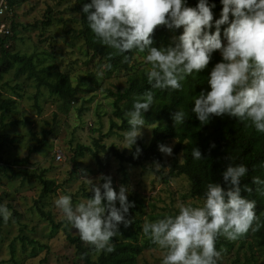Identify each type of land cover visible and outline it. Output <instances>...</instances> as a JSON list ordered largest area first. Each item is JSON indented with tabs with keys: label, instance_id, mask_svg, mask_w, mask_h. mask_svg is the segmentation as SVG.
Segmentation results:
<instances>
[{
	"label": "clouds",
	"instance_id": "1",
	"mask_svg": "<svg viewBox=\"0 0 264 264\" xmlns=\"http://www.w3.org/2000/svg\"><path fill=\"white\" fill-rule=\"evenodd\" d=\"M219 2L222 8L216 19L211 10L215 4L210 0H196L195 6H189L188 0H90L82 4L94 39L113 50L109 57L135 50L144 53L142 59L150 65L145 76L151 89L133 94L131 108L124 112L128 128L121 134L122 143L116 145L130 148L136 144L141 127L146 126L144 113L154 102L153 90H181L186 77L204 69L216 50L221 59L208 73L209 88L191 97V113L201 123L213 115L227 114L264 133V0ZM158 25L169 29L182 26V31L172 37L170 45L157 48L151 46V33ZM111 67L110 61L101 64L96 78L102 79ZM172 119L175 125L182 124L186 119L184 110L177 108ZM158 148L167 155L172 153L169 145L160 144ZM139 152L137 145L134 157ZM191 156L202 160L197 147H192ZM226 158L229 163L221 173L225 186L210 180L202 200L178 203L175 214L145 219L141 224L144 235L162 250L160 264H218L223 251L216 247L219 237L232 241L249 229H259L256 201L241 194L240 181L248 167L232 162L230 155ZM259 167L264 168V161ZM161 168L159 162H154L153 172ZM80 178L92 196L74 204L70 194H60L54 206L95 252L111 253V238L118 235L119 223L127 226L131 222L125 217L132 203L127 199L129 190L121 185L115 191L111 177L104 174L95 182L86 174ZM252 184L261 186L258 190L264 194V179L253 176ZM243 190L251 192L252 188L245 184ZM11 214L7 204L0 203V219L7 223Z\"/></svg>",
	"mask_w": 264,
	"mask_h": 264
},
{
	"label": "rangeland",
	"instance_id": "2",
	"mask_svg": "<svg viewBox=\"0 0 264 264\" xmlns=\"http://www.w3.org/2000/svg\"><path fill=\"white\" fill-rule=\"evenodd\" d=\"M75 3L76 0H27L19 5L7 4L4 12L3 21L14 29L7 41L9 50L33 55L38 67L49 66L52 73H68L77 91L76 100L63 112L56 97L44 86L36 88L33 79L25 76L15 79L12 73L3 76L1 84L7 82V85L1 88L2 95L16 97L13 93L16 92L19 97L5 120L7 126L0 131L9 137L0 154L8 162L15 157L28 156V162L12 165L11 169L0 173V203H6L12 213L7 223L0 219V264H83L65 232L79 235L61 218L53 203L60 194H70L74 204L91 197L93 193L86 190L81 175L86 174L95 182L96 177L104 174L111 177L115 191L121 185L128 188L131 213L128 211L125 217L137 220L140 227L145 219L152 221L165 214H175L178 203L201 200L190 195L186 176L169 172L174 139L165 143L171 146V155L160 151L164 162L160 163L159 172H153L152 161L132 165L111 155L106 157L103 152H99L101 163L89 153L74 156L78 143L94 148V139L105 146L114 145L127 155L134 154L137 145L139 148L140 143L146 145L152 133V125L146 124L141 127L136 144L130 148L116 145L122 143L121 134L125 130L117 127L120 122L112 116L111 98L104 90L122 88L126 75L124 71L108 69L102 79L96 78L95 73L103 62L98 58L90 60L89 55H85L82 39L77 35L80 17L74 9ZM195 4L196 0H192L190 6ZM48 16L51 24L42 28L41 21ZM181 31L182 26L170 29L160 47L170 45L172 37ZM133 62L137 68L150 67L138 55ZM86 75H91L95 81L85 78ZM113 120L117 126L112 128ZM39 140L43 144L38 151L29 153ZM177 158L181 161L180 153ZM21 169L34 174L44 171L46 177L55 181L56 190L40 200L39 180L26 176ZM82 169L85 172H81ZM38 207L51 214L58 228L53 229L47 218L40 215ZM117 232L119 238H126L120 230ZM140 232L142 237V229ZM230 243L222 246L219 260L223 264H264V255L256 252L251 255L246 241L243 247L239 246L238 238ZM161 256L162 250L151 242L139 256L138 264H160Z\"/></svg>",
	"mask_w": 264,
	"mask_h": 264
},
{
	"label": "trees",
	"instance_id": "3",
	"mask_svg": "<svg viewBox=\"0 0 264 264\" xmlns=\"http://www.w3.org/2000/svg\"><path fill=\"white\" fill-rule=\"evenodd\" d=\"M8 6H13L27 0H6ZM90 0H76L74 9L80 17V28L77 35L82 39V43L86 50L85 55H89V59L98 58L105 63L110 61L111 69L115 71H124L126 75L125 85L116 90L106 89L104 93L111 98L112 116L117 119L120 124L117 126L116 121L111 122V127L117 126L119 129L127 130L128 125L124 117V112L131 108L133 94L142 93L150 90L151 85L147 82L145 76L146 68H137L134 65L135 56H144V53H137L135 50H128L124 54H117L109 57V52L113 51L106 45L98 43L94 39V34L88 28L85 21V14L81 11L82 4L88 3ZM192 0H188V5ZM215 7L212 8L213 19L220 15L222 5L219 0H210ZM19 5V4H18ZM231 18V16H230ZM51 18L48 16L41 21V26L47 27L51 24ZM10 27L11 34L0 38V131L7 126L5 122L8 114L15 106V96H3L1 88L7 85V82L1 84L5 74L12 73L15 79L25 76L27 79H33L36 88L44 86L53 94L58 103L60 110L65 112L68 107L76 100L77 88L72 85L68 73L56 71L52 73L49 66L38 67L33 62V55L19 54L11 52L5 47L8 39L12 37L14 29ZM224 25L221 26L223 29ZM170 29L164 25H158L151 33L152 45L157 48L166 39ZM127 55V59H125ZM221 59L220 53L216 50L212 53L208 65L198 74L186 77L182 82L181 90H160L154 91V102L151 107L144 113L146 124L152 125V133L149 142L144 145L140 143V152L134 157L133 154H125L114 145L105 146L100 144L97 139L93 140L94 148L89 145L78 143L75 149V157L83 156L89 153L93 159L101 163L99 152H103L106 157L114 156L121 162H127L132 165H139L146 161L164 162L158 145L164 144L169 140H176L173 148V159L170 163V174L184 175L189 181L190 195L202 200L205 185L210 180L218 182L221 186H225L222 178V171L229 163L226 158L230 155L234 163H244L248 167L247 174L241 178V194L249 199L256 201L255 214L259 218L260 227L256 231H249L238 237L240 247L244 242L251 255L255 252L258 255H264V194L258 189L261 186L252 184L253 176H260L264 179V168L259 167L261 161H264V133L254 130L251 125L245 126L244 122L239 121L227 114L222 116H212L208 122L201 123L191 113L193 102L191 97L200 92L201 89L207 90L208 73L211 67ZM85 78L91 79V75ZM92 81H95L92 78ZM12 88L13 90L15 89ZM18 87V86H17ZM98 87V86H97ZM91 90L93 88H90ZM182 108L185 112L186 119L182 124H174L172 113ZM44 133H48L44 131ZM9 140L8 134L0 133V152L4 144ZM29 150V153L38 151L43 144L42 140ZM214 145V146H213ZM192 147H197L202 154V160H194L191 156ZM181 154V161L178 160L177 154ZM0 173L11 169L12 165H25L28 162V156L24 158L15 157L11 162L4 160L0 154ZM28 177H36L41 184L39 199L53 193L56 190V183L44 175V171L34 174L27 170H20ZM247 184L252 188L251 192H245L243 185ZM1 199V198H0ZM119 207V203L116 204ZM41 216L46 217L53 229L58 228V224L54 222L51 214L45 213L38 207ZM129 211V210H128ZM131 213V211H129ZM162 218V217H161ZM254 224L256 221L253 222ZM118 230L123 233L126 238L112 237L114 243V251L111 253L95 252L86 242L82 241L79 236H72L67 231L66 238L73 244L76 255L83 264H138V259L144 249L150 247L151 241L144 233L141 235V227L137 220H132L127 226L122 222L118 225ZM243 237V238H241ZM246 239V240H245ZM230 241L224 237H219L216 241L217 249L222 246L230 245ZM235 263H238L235 261ZM218 264H223L218 261ZM243 264V263H239Z\"/></svg>",
	"mask_w": 264,
	"mask_h": 264
},
{
	"label": "built area",
	"instance_id": "4",
	"mask_svg": "<svg viewBox=\"0 0 264 264\" xmlns=\"http://www.w3.org/2000/svg\"><path fill=\"white\" fill-rule=\"evenodd\" d=\"M7 8V1L0 0V38L3 36H8L11 34L9 26L3 21L4 12ZM8 43L5 44V47H8ZM60 158V154H58Z\"/></svg>",
	"mask_w": 264,
	"mask_h": 264
}]
</instances>
